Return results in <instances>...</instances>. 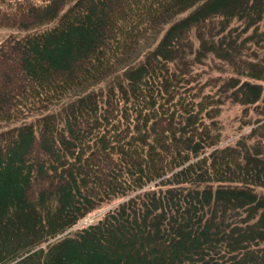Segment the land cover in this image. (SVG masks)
<instances>
[{
  "label": "trees",
  "instance_id": "1",
  "mask_svg": "<svg viewBox=\"0 0 264 264\" xmlns=\"http://www.w3.org/2000/svg\"><path fill=\"white\" fill-rule=\"evenodd\" d=\"M196 1L0 0V125L32 118L0 143L7 235L63 233L101 213L41 247L42 264H264V154L242 162L237 149L264 121L228 140L221 97L235 87L243 105L264 103L249 80L264 82V31L258 53L234 42L212 78L175 62L199 25L239 1L264 22V0L188 12ZM165 17L119 84L78 97L62 123L35 116L103 78Z\"/></svg>",
  "mask_w": 264,
  "mask_h": 264
},
{
  "label": "rangeland",
  "instance_id": "2",
  "mask_svg": "<svg viewBox=\"0 0 264 264\" xmlns=\"http://www.w3.org/2000/svg\"><path fill=\"white\" fill-rule=\"evenodd\" d=\"M209 1L210 0H197L188 12L201 7ZM244 1L246 2L247 0ZM258 2L259 0H252V4H258ZM247 4L248 2H246L244 6V3L239 1L238 7H229L226 11L223 10L221 12L220 17H216L201 26L199 25L197 30L192 34L191 40L188 42L186 48L178 55L175 62L180 67L181 65L184 66L191 62L193 68L202 71L205 78H212V76L218 75L222 69L226 68L228 66L227 63L230 64L228 61L231 59L226 61L222 59V57L223 52L232 48L234 42H236L235 45L237 47H240L243 52H245L244 55L247 54L246 48L258 53L257 48L253 45L259 40V37H262L261 34L264 31V22L262 17L261 19L257 18V8H255V6L248 8ZM171 19L172 17H165L157 21L153 25L152 31L148 37L136 48L125 53L115 67L103 78L85 84L82 87H78L59 100L47 104L43 109L40 108L35 116H46L56 123H62L64 113L78 97L91 93L94 90L107 89L119 84L123 78L126 77L131 68L136 66V64L150 54L156 42L166 29L165 24ZM0 31L7 32L8 29H2ZM260 45H262L261 42L257 44V46ZM248 55H246L247 58L253 56L250 51ZM249 80L253 83H260L264 88V82L252 79ZM231 84L232 83L228 85L231 86ZM224 88H227L226 84ZM234 88L235 87L229 92H223L221 95V97H225L226 101V103L223 104L224 115L222 119L225 122L223 128L225 137L231 136L228 140L247 132L249 129L240 131V128L245 127L244 125L253 124V122H255V124H253V126H255L256 123L260 124L264 121V103L257 100L254 104L243 105L247 99L246 94L248 92H246V94L242 93L241 98L229 95ZM31 120L32 118L27 116L24 119H18L11 123L0 125V143L6 138L8 132L16 130L18 127ZM262 136H264V129L255 130L245 135L243 140L244 143L239 142L237 144V149L242 155V162L245 161L244 157L246 154H249L251 157L255 152H262L264 154V138H262ZM99 214L100 212L95 215L97 216ZM95 215L83 218L77 225L68 228L63 233L52 225L46 229L40 228L35 234L29 236H26L25 233L7 235L8 232H10L8 226L11 224V221L8 219L0 220V264H42L43 255L39 251L41 247H44L47 243L64 236L76 228L92 222ZM14 222L17 223L18 221L14 220ZM35 222L41 223L39 219ZM52 236L55 237L51 238ZM43 241L46 242L41 244Z\"/></svg>",
  "mask_w": 264,
  "mask_h": 264
}]
</instances>
